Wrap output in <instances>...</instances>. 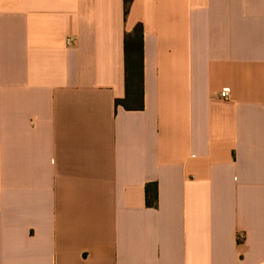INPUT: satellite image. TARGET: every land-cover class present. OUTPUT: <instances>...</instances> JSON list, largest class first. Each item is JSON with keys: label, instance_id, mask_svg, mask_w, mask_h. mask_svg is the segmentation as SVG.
<instances>
[{"label": "crops", "instance_id": "obj_1", "mask_svg": "<svg viewBox=\"0 0 264 264\" xmlns=\"http://www.w3.org/2000/svg\"><path fill=\"white\" fill-rule=\"evenodd\" d=\"M125 1L0 0V264H264V0Z\"/></svg>", "mask_w": 264, "mask_h": 264}, {"label": "trees", "instance_id": "obj_2", "mask_svg": "<svg viewBox=\"0 0 264 264\" xmlns=\"http://www.w3.org/2000/svg\"><path fill=\"white\" fill-rule=\"evenodd\" d=\"M125 1V15L129 11V3ZM125 66L127 95L124 100L117 101L128 110H141L144 107L143 86V28L139 24L125 40Z\"/></svg>", "mask_w": 264, "mask_h": 264}, {"label": "built area", "instance_id": "obj_3", "mask_svg": "<svg viewBox=\"0 0 264 264\" xmlns=\"http://www.w3.org/2000/svg\"><path fill=\"white\" fill-rule=\"evenodd\" d=\"M71 42V40H68V43ZM220 96L222 99L228 100L230 98V88H224L220 92Z\"/></svg>", "mask_w": 264, "mask_h": 264}]
</instances>
